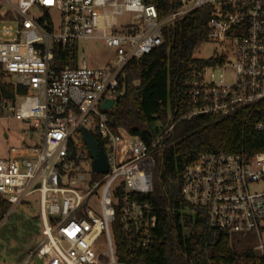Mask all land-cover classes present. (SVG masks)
<instances>
[{"label": "built area", "instance_id": "obj_1", "mask_svg": "<svg viewBox=\"0 0 264 264\" xmlns=\"http://www.w3.org/2000/svg\"><path fill=\"white\" fill-rule=\"evenodd\" d=\"M3 2L0 69L27 94L15 92L1 107L6 119L34 123L44 133L43 149L12 148L0 159V200L9 205L0 228L39 196L41 239L22 264H122L111 231L115 206L128 242L150 245L157 216L144 199L153 193L156 159L175 122L148 146L121 128L114 133L108 115L124 95L119 79L128 64L163 46L164 31L196 11L208 8L205 43L214 50L187 67L190 111L179 121L217 123L260 110L255 131L264 133V0H170L175 7L165 16L161 0ZM91 41L111 51L101 66L80 56ZM59 50L68 52L63 65ZM107 101L115 105L105 111ZM81 127L103 142L108 173L93 172ZM180 180L182 198L205 214L209 230L225 234L235 256L252 252L255 264H264V152L203 153Z\"/></svg>", "mask_w": 264, "mask_h": 264}, {"label": "trees", "instance_id": "obj_2", "mask_svg": "<svg viewBox=\"0 0 264 264\" xmlns=\"http://www.w3.org/2000/svg\"><path fill=\"white\" fill-rule=\"evenodd\" d=\"M160 7L161 16H165L175 4L161 0ZM208 20V8H205L167 28L165 44L141 59L132 60L119 79L126 96L119 98L108 115L109 127L114 133L121 128L151 146L172 120L175 122L167 140L169 146L159 159L153 193L144 199L157 216V227L147 248H138L128 242L122 231L119 208L115 206L111 231L115 255L122 264H255L252 252L235 256L227 236L209 230L205 214L185 201L180 193V177L200 154L253 156L264 152V133L255 131V124L263 119L260 110L217 123H212L211 117L179 121L190 111L184 81L196 50L207 39ZM67 55L68 52L57 51V63L65 64ZM5 78L0 70V117L2 103L12 101L15 92L19 93V88L6 83ZM94 138L103 146L97 136ZM8 209L9 205L0 200V219ZM35 219L40 225L39 217ZM37 226L26 223L22 228L40 235V226ZM4 230L0 233L2 237L6 235ZM12 231L16 237L17 228ZM24 260L25 257L19 258V263Z\"/></svg>", "mask_w": 264, "mask_h": 264}, {"label": "rangeland", "instance_id": "obj_3", "mask_svg": "<svg viewBox=\"0 0 264 264\" xmlns=\"http://www.w3.org/2000/svg\"><path fill=\"white\" fill-rule=\"evenodd\" d=\"M10 1L14 5L18 3V0ZM5 5L3 0H0V9ZM127 19L128 17L124 16L120 17L118 20L119 23H122V21H126ZM2 26L3 25L0 24V28ZM85 48L81 49L80 56L83 58L87 57L90 66H101L111 56V51L96 41L89 42ZM213 50L214 47L211 43H204L198 47L194 58L207 59L212 56ZM5 82L12 83L13 78L6 77ZM19 94L25 96L27 94V89L20 87ZM22 99L23 97H21V100ZM88 123L92 133L95 134L92 129V127H94V119L91 115L88 117ZM29 146L43 149L44 133L40 131L39 128L35 127L34 123L30 124L23 121L6 119L2 109L0 117V159H7L9 151L12 148ZM156 160L159 166V159L157 158ZM38 198L39 196L37 194L31 196L27 203L19 207L15 213H13L9 221L0 228V233L6 229V231L4 230L6 235L4 237L0 235V264H20L19 258L25 257L26 259L39 243L41 233L38 235L36 231H29L26 227L22 228L26 223H30L32 226H37V224L40 226L39 222L36 223L35 219L39 217L40 213ZM13 228H17L16 237L12 235Z\"/></svg>", "mask_w": 264, "mask_h": 264}, {"label": "water", "instance_id": "obj_4", "mask_svg": "<svg viewBox=\"0 0 264 264\" xmlns=\"http://www.w3.org/2000/svg\"><path fill=\"white\" fill-rule=\"evenodd\" d=\"M126 96V91L124 92ZM115 105L114 101H107L103 105V109L108 111ZM79 133L82 136V140L88 150L89 156L92 160L93 172L96 174H106L109 171V164L104 151L100 148L97 140L93 135L84 127L79 129ZM181 179V177H180Z\"/></svg>", "mask_w": 264, "mask_h": 264}]
</instances>
